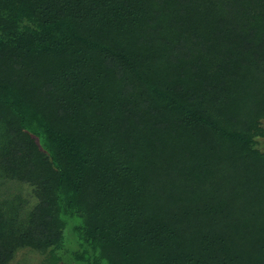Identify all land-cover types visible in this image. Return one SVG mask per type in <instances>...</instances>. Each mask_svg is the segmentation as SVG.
Wrapping results in <instances>:
<instances>
[{
  "label": "trees",
  "instance_id": "1",
  "mask_svg": "<svg viewBox=\"0 0 264 264\" xmlns=\"http://www.w3.org/2000/svg\"><path fill=\"white\" fill-rule=\"evenodd\" d=\"M263 119L264 0H0V264H264Z\"/></svg>",
  "mask_w": 264,
  "mask_h": 264
},
{
  "label": "rangeland",
  "instance_id": "2",
  "mask_svg": "<svg viewBox=\"0 0 264 264\" xmlns=\"http://www.w3.org/2000/svg\"><path fill=\"white\" fill-rule=\"evenodd\" d=\"M2 15V14H1ZM21 26H29L32 29H35L37 27V24L33 20H23L20 23ZM3 35V33H1ZM10 35L7 37V35L3 36L2 38L8 39ZM11 129L13 133L16 135H24L25 138L28 140L29 143H32L33 141L36 142L33 135L28 134L26 132H22L21 129L18 127L16 123V118L11 117ZM261 125L263 127L264 131V119L261 122ZM5 131L0 121V145H3L5 142ZM259 145L261 148L264 149V135L259 136L258 138ZM37 143V142H36ZM36 150H41L40 148H37ZM37 160L39 164L42 166V170L44 171V175L41 176L46 188L50 189L51 191H55L56 188V182H57V174L53 167H51L47 162L46 158H44L43 152L39 151L37 155ZM39 171L36 172V175L38 176ZM36 176V177H37ZM9 173L5 170V168L0 164V179H3L4 185L3 190L6 189L7 186H9L12 189H17L18 191L20 189V192L25 196L28 197L31 201L35 200L33 187L35 184L31 180L28 181H22L17 182L14 178H9ZM40 178V176H38ZM31 185V186H30ZM10 189V190H12ZM69 220H67V225L63 228V240L59 244H54L50 248H36L30 244H21L17 247L13 248L11 256L4 262L3 264H82L79 261H76L72 258H75L74 254L77 257V254L82 253L81 245L79 244V240L76 236V226H80L84 223L85 216H82L79 214V212L74 211L72 209H69L68 213ZM85 217V218H84ZM71 222V223H69ZM51 248L53 252H51ZM76 252V253H75ZM52 253L56 254L59 258L58 261L55 262H48V260L51 259ZM92 255H95L91 253ZM86 255V254H85ZM78 258V257H77Z\"/></svg>",
  "mask_w": 264,
  "mask_h": 264
}]
</instances>
